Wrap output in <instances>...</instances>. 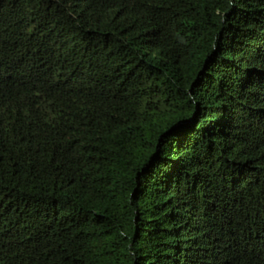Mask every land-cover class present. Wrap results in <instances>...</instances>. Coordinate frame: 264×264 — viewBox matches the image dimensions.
Here are the masks:
<instances>
[{"label":"trees","instance_id":"trees-1","mask_svg":"<svg viewBox=\"0 0 264 264\" xmlns=\"http://www.w3.org/2000/svg\"><path fill=\"white\" fill-rule=\"evenodd\" d=\"M0 264H264V0H0Z\"/></svg>","mask_w":264,"mask_h":264}]
</instances>
